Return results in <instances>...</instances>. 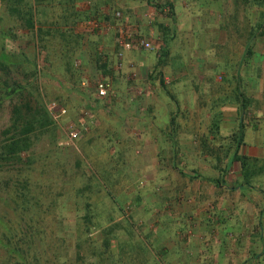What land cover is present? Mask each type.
I'll list each match as a JSON object with an SVG mask.
<instances>
[{"label": "rangeland", "instance_id": "obj_1", "mask_svg": "<svg viewBox=\"0 0 264 264\" xmlns=\"http://www.w3.org/2000/svg\"><path fill=\"white\" fill-rule=\"evenodd\" d=\"M263 14L0 0V264H264Z\"/></svg>", "mask_w": 264, "mask_h": 264}, {"label": "built area", "instance_id": "obj_2", "mask_svg": "<svg viewBox=\"0 0 264 264\" xmlns=\"http://www.w3.org/2000/svg\"><path fill=\"white\" fill-rule=\"evenodd\" d=\"M86 25L90 26L91 29H100L102 26V22L100 19H91L86 22ZM119 46L122 48V50H129L131 47H135L138 49L147 50L149 48V43L144 39H137L132 45L129 43H126L124 41L119 40ZM110 91V83H108L105 80H101L96 83L95 85V93L98 97L103 98L106 97L108 92ZM51 112V116L53 120H57L60 117H63L66 113V110L64 107L58 106L55 103H50L48 106ZM83 123L78 124L77 127H67L63 129V141L59 142L60 146H67L71 145L72 141L77 139L80 135L81 130H84Z\"/></svg>", "mask_w": 264, "mask_h": 264}, {"label": "trees", "instance_id": "obj_3", "mask_svg": "<svg viewBox=\"0 0 264 264\" xmlns=\"http://www.w3.org/2000/svg\"><path fill=\"white\" fill-rule=\"evenodd\" d=\"M263 2H264V0H263ZM167 6H168V8L171 10V5L168 4ZM262 17H263V21H264V14H263ZM242 101H243V100H239L240 103H242ZM240 107H243V105L240 104ZM241 135H242V127H241L240 122H239V124H238V128H237V132H236L235 150H234V153L232 154L231 161L234 160V159H236V149H237V146L239 145V143L241 142ZM17 142H18V143H21V141H17ZM13 146H16V142H12V143H11V147H9V149L11 150V148H12ZM236 160H239L240 168H241V169H245V167H246V163H245V161H243V160H241V159H239V158H237ZM247 180H248V179L245 177V181H247ZM211 182L217 184L216 181H213V180H212ZM17 250H18V249H14V251H16L17 253H20V252H18Z\"/></svg>", "mask_w": 264, "mask_h": 264}, {"label": "crops", "instance_id": "obj_4", "mask_svg": "<svg viewBox=\"0 0 264 264\" xmlns=\"http://www.w3.org/2000/svg\"><path fill=\"white\" fill-rule=\"evenodd\" d=\"M45 71H47V70L45 69ZM47 73H48V71H47Z\"/></svg>", "mask_w": 264, "mask_h": 264}]
</instances>
